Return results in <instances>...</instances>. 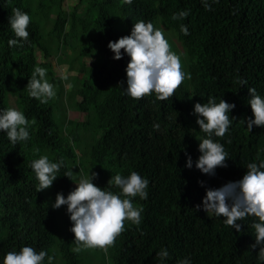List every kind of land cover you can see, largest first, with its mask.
Returning a JSON list of instances; mask_svg holds the SVG:
<instances>
[{
  "label": "trees",
  "instance_id": "trees-1",
  "mask_svg": "<svg viewBox=\"0 0 264 264\" xmlns=\"http://www.w3.org/2000/svg\"><path fill=\"white\" fill-rule=\"evenodd\" d=\"M86 1L84 15L71 13L67 32V21L58 16L62 0H38L37 6L42 12L55 10L54 31L63 45L74 35L75 22L82 33H91L81 52L94 60L76 91L80 100L75 103L87 115L78 129L93 135L87 166L76 164L73 148L53 118L51 101L41 104L25 89L36 67L34 50L46 55L32 18L28 40L8 45L9 40L17 39L9 25L12 10L18 8L31 17L27 0H0V114L8 109L6 93L21 91V111L29 121L36 120L29 128L30 139L16 145L0 132V264L7 252L24 246L54 256L55 213L45 190L37 192L38 181L30 167L41 155L51 162L62 161L58 177L49 187L54 199L58 193L66 198L74 190L75 175L95 173L92 183L101 189L117 173L127 177L135 171L149 181L147 199L135 197L132 201L143 208L140 225L125 222V231L108 249L107 264H178L185 258L191 264H264L257 257L259 248H250L255 243L254 218L238 221L241 232L237 233L222 222L223 217L205 213L202 207L195 210L207 189L239 181L248 163L264 160V127L254 125L249 132L240 122L254 118L247 88H255L264 98V0H208L211 11L205 10L202 0ZM181 11H188V16L171 19ZM141 19L155 27L160 19L186 48L190 89L184 81L164 101L156 100L154 94L139 100L124 94L129 57L121 50L122 59L114 60L108 44L130 35L132 25ZM181 25L187 26L189 35L181 33ZM237 76L247 84L236 83ZM209 97L235 105L229 112L230 119H235L225 136L212 137L228 154L227 166L216 168L214 176L195 167L201 154L199 140L207 136L199 131L193 106L207 103ZM155 124L159 130L154 129ZM187 156L193 162L190 169L185 166ZM66 171L73 177L64 176ZM111 190L119 192L115 187ZM64 206L68 236L60 243L59 253L63 264H78L69 231L73 225ZM161 249L169 253L164 260L156 255ZM44 264H48L47 257Z\"/></svg>",
  "mask_w": 264,
  "mask_h": 264
},
{
  "label": "clouds",
  "instance_id": "clouds-1",
  "mask_svg": "<svg viewBox=\"0 0 264 264\" xmlns=\"http://www.w3.org/2000/svg\"><path fill=\"white\" fill-rule=\"evenodd\" d=\"M132 0H126L131 4ZM218 0H212L216 3ZM206 11L212 7L208 0H202ZM188 11L174 14L171 19H184ZM31 17L16 8L9 17V25L17 39L8 41L9 46L17 45L18 41H26L29 38L28 26ZM181 33L189 35L186 25H181ZM108 48L114 54V60L122 59L121 50L129 57L125 69L127 88L124 94L134 100H139L149 95H155L156 100L164 101L174 96L182 83L191 79V75L183 70L181 57L172 50L169 41L164 35L162 28H157L151 22L139 20L132 25L131 34L119 38L115 42H109ZM47 69L35 67L25 87L30 97L46 104L56 95L55 87L46 79ZM236 83L240 86L247 81L237 76ZM120 87V85H118ZM250 99L252 116L254 118L241 120L249 132L253 126L264 127V98L257 94L255 88H247ZM235 108L220 99L209 97L207 103H196L193 106V114L198 117L196 124L199 131L206 134L207 138L199 140L198 151L201 153L195 162V167L202 174L215 175L216 168L226 167L225 161L228 154L223 144L215 142L212 137L223 138L232 125L235 118L229 117V112ZM33 118L29 121L22 111L8 108L0 114V132L7 134L8 140L16 145L18 142L30 139L29 128L35 125ZM159 130V124L153 125ZM39 149L36 152L39 153ZM192 159L187 156L186 167H192ZM30 167L38 181L37 192L48 189L58 177L62 167V161L51 162L47 155H41L31 162ZM64 176L73 177L71 171H66ZM96 174L81 176L76 187L65 198L58 193L55 198L53 209L67 206V213L72 223L69 231L74 236L75 247L73 252L81 250L99 249L107 254L108 249L115 245L117 237L125 231V222H131L139 226L143 208L135 205L133 198L147 199L149 181L133 171L127 177L117 173L108 180V187L101 189L92 180ZM203 186V182H200ZM119 189L114 193L111 189ZM202 210L215 217H223L222 222L230 229L241 232V224L248 217L256 222L251 224L254 230L255 243L250 248L257 252L258 260L264 262V160L259 163L247 164L246 173L242 179L236 182H228L218 189H207L201 205L195 210ZM160 260L169 256L167 249H161L156 253ZM47 257L48 264H52L54 257L48 256L47 252L39 251L30 246H24L19 251H9L3 258V264H44ZM178 264H191L185 258Z\"/></svg>",
  "mask_w": 264,
  "mask_h": 264
},
{
  "label": "rangeland",
  "instance_id": "rangeland-1",
  "mask_svg": "<svg viewBox=\"0 0 264 264\" xmlns=\"http://www.w3.org/2000/svg\"><path fill=\"white\" fill-rule=\"evenodd\" d=\"M27 4L31 11V18L38 27L41 42L46 48V55L39 49L34 50L33 55L36 67L47 69L46 79L54 85L56 91L55 97L50 99L53 105V118L66 138V142L73 148L77 158L76 164L87 166L89 151L93 144V135L80 128L78 129V125L87 120V115L78 111L75 108V103L80 100L76 95V91L80 87L81 81L87 76V71L94 60L82 55L81 52L82 49L86 48L91 33H82L79 23L75 22L74 35H70L68 44L63 45L61 39L57 37L54 31V20L57 17L55 10L50 8L43 12L40 11L37 6L38 0H27ZM86 6V0L81 2L79 0H62L61 14L58 16L67 21L64 32L70 29L71 13L75 12L76 16L84 15ZM156 27L163 29L172 50L181 57L184 72L189 74L190 59L186 48L179 42L174 31L166 28L160 19L156 21ZM58 78L59 81L57 80ZM185 83L187 88L190 89L188 79L185 80ZM21 93V91L11 90L6 93L8 108H15L21 111L19 104ZM81 176L87 175L81 174L73 177L72 186L74 189L76 187L75 183H78ZM45 195L52 207L55 199L52 197L49 188L45 190ZM53 210L56 221V245L52 248L54 253L53 264H63L59 253V245L68 236L67 226L64 222L66 210L65 206ZM74 247L75 245H73L72 249ZM76 254L78 255V264H107L106 254L102 250H81Z\"/></svg>",
  "mask_w": 264,
  "mask_h": 264
}]
</instances>
